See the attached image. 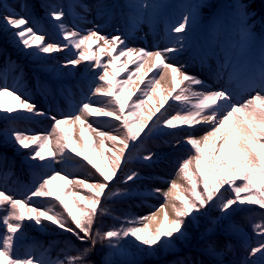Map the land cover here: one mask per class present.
<instances>
[{"label":"snow or ice","instance_id":"6c2138e0","mask_svg":"<svg viewBox=\"0 0 264 264\" xmlns=\"http://www.w3.org/2000/svg\"><path fill=\"white\" fill-rule=\"evenodd\" d=\"M261 3H264V0H261ZM254 4L255 0L251 3L235 0L229 6L234 10L229 13V16L234 17L240 29V48L239 52L234 49L233 54L220 65V70L214 73L218 79H223V73L230 69L227 71L228 87L220 86L219 88H212L198 76L186 72V63L177 65L170 62L178 58L186 48L190 50L189 33L197 27L200 10L214 7L210 3L186 5V10L181 13L180 18L170 24L167 29L169 43L155 51L130 48L121 36L114 35L109 38L100 34L96 28H90L86 33L72 30L63 23L62 18L65 13L62 10L55 8L48 10L46 5L40 4V7L46 9V15L57 22L59 34L67 42L63 46L57 43H44L45 35L32 26L29 15H21L13 7L0 4V25L5 31L14 30L12 36L17 46H22L23 50L34 48V52L29 53L30 55L55 53L62 48L80 50L88 42L100 41L104 46L100 49L101 51L118 49V55L111 57L109 64L118 60L120 56L135 54L141 60L136 72L144 67L145 58L151 61L148 71L162 70L157 72L159 79L155 77L149 79L140 96L127 105L128 115L126 116V101L122 98L126 91L124 86L132 82L135 73L130 72L126 79L114 84L110 83L108 77L111 73L108 71V66L101 63L99 58H95V66L102 69L101 72L96 73V79L103 83L90 87V95L77 107L75 113L64 119L51 117L54 123L52 132L47 135L25 134L15 129L11 132L10 138L20 148L27 149L30 144L37 145L28 154L27 160L43 162L45 153L52 158L47 165L37 163L32 165L33 167H50L52 163L71 160V157L65 153V149L70 148L72 136L62 137L57 134L59 126L67 124L69 120L73 125L81 126V139H83L85 127L95 133L99 137L101 156L103 157L104 151H111L112 158L108 161L110 172L97 167L90 158L93 146L85 144L82 151H77V155H82L83 159L92 164L96 173L99 174V178L94 179L93 182H86L85 179H67L56 173L38 176L29 194L23 199L15 198L0 190V212L4 213L0 215V228L4 229L0 232V264H90V257L98 243L106 245L111 250L112 258L105 260L104 264H143L140 257L154 256L161 251L177 252L178 242L187 244L190 255L175 260L174 264H264V35L259 37L257 45L253 32L256 28L254 17L257 13L251 10ZM16 6L32 16L35 14L36 5L19 3ZM81 7L85 12L92 10L86 5ZM94 7L98 17L105 18L110 15V6L103 0H98ZM133 7L135 13L131 21L134 27L136 20L144 14L141 9L151 6L137 4ZM210 15L217 17L218 14L210 13ZM260 15L261 31L264 32V9L261 10ZM121 45L123 47H120ZM92 58L80 51L79 56L69 59L67 64L77 65L81 60ZM197 59L203 64L202 56L193 57L194 62ZM166 74L171 75V90L154 111L149 110L145 120H139V110L145 104V98L156 91ZM0 78L6 80L7 69L0 73ZM15 79L16 83L11 88L6 83L0 86V97H12L17 101V106L5 108L3 104H0V113H12L18 108L32 116L45 115L37 110L33 103L24 99L20 92L22 69ZM180 84L184 86L177 91ZM39 87L38 81L37 88ZM97 96L107 99L97 101L100 106L94 107L91 97ZM169 99L181 105L175 115H171L167 109L160 112ZM157 112H160V115L156 117L153 124L149 125L148 121L152 120ZM92 115L111 117L119 123L109 125L113 130L111 133L101 131L87 121V118ZM129 117L135 118L134 124ZM8 118L15 120L23 117L18 114ZM199 124L207 127L203 130V134L197 137L194 126ZM178 125H187L192 129V131L184 132V143L190 146V151L188 156L179 162L176 178L168 182L167 189L152 190L151 194L163 197V202L148 215L127 218L120 228L114 227L105 231L97 229L96 217L107 214V209L101 208L104 201L133 194L112 190L109 184L120 169L126 150L137 147L134 142L145 128H147V135H151L159 129H176ZM165 134L177 135L175 132ZM53 140L55 147L51 146ZM105 140L112 142L111 148L105 149ZM179 143L180 141L177 140V144ZM153 156L154 154L149 152L142 155L140 159L151 162ZM192 165H194L195 176L190 171ZM225 173L227 176L224 175ZM90 175L94 174L90 173ZM137 177L138 173L132 172L124 177L122 183L127 184ZM57 178L64 180L65 185L73 184L85 188L91 195L71 193L74 200L73 206H70L65 202L66 193H53L49 187ZM237 181L242 183L237 184ZM185 184L188 187H185ZM200 185H202V191H198ZM222 188L223 192L220 191ZM242 193L245 195L241 196ZM33 197H54L59 201L63 212L54 211L55 205L45 209L30 206L29 202ZM77 201L83 202L85 206L81 207L79 203H76ZM243 205H258L262 211L259 213L261 217L259 220L250 218L251 235L243 233L235 224L229 230L230 236L237 238L239 249L243 254L242 259L236 255V245H225L222 240L214 238L212 234H201L198 238L189 240L185 224L197 221L198 217L193 213L203 216L206 213L202 212V209L206 206H214L218 207L221 213L220 219L230 220L237 208ZM241 210L253 211L250 208ZM25 219L33 221L41 228L44 227L43 221H50L85 246L83 248L69 246L62 252L63 259L57 257L55 260L47 256V250L41 251L39 257L31 252L23 255L15 254L17 244L23 238L22 222Z\"/></svg>","mask_w":264,"mask_h":264},{"label":"rangeland","instance_id":"374dc122","mask_svg":"<svg viewBox=\"0 0 264 264\" xmlns=\"http://www.w3.org/2000/svg\"><path fill=\"white\" fill-rule=\"evenodd\" d=\"M6 3L9 4L10 7H13L15 11L19 12L21 15H29L30 16V23L32 26L40 33L45 35L44 43H57L63 46L67 42L63 40L62 36L59 34V29L56 27L57 22L51 20L50 16L45 15V20H41L34 14V16L30 15L27 12L22 11L16 5L19 3H26L29 6L34 5L33 0H5ZM43 5L47 6L48 10L53 8L57 10H62L65 15L62 18L63 23L66 27L72 30H78L82 33H86L90 28H96L100 32V34L105 35L106 31L114 26L115 22L117 21V16L119 14L113 13L110 16L105 18H100L96 15V10L94 5L98 2V0H42ZM103 2L109 6H111V2L108 0H103ZM137 4H147L151 7L146 9H141V11L145 14L156 15L158 11L161 10V0H134V5ZM52 7H50V6ZM81 5H86L92 10L90 12H85ZM111 9V7H110ZM141 27V26H139ZM200 29V25L197 24L195 30L189 33L190 40V50L186 48L182 53L183 55L179 54L178 58L172 59L170 62L174 64H182L186 63L187 67L185 69L189 70L188 73L192 75L198 76L200 79L204 80L200 71L197 70L195 66V62L189 59L198 56H205L209 58L210 56L217 58L222 63L226 62V58L229 55L233 54V50L235 49L236 52H239L240 48V31H238L236 37H234L235 42L237 41V45L235 48L232 46H228V43L223 41L226 38V35L223 34L218 29L211 30L207 35L200 38V34L202 33ZM240 30V29H239ZM12 31L14 30H7L5 31L0 25V38L5 35L12 36ZM121 34V30L118 31ZM141 32L131 33L130 39H125V43L128 47L134 49L143 48L146 51H155L157 49H162L165 45H162L161 39L162 35L152 39V40H144L139 41L137 38L140 36ZM261 33H255L254 37L257 39L260 37ZM106 36V35H105ZM134 36H136L134 38ZM144 36V35H142ZM7 43V41H6ZM6 45V44H5ZM209 46V47H206ZM213 46V47H212ZM103 42H88L87 44L83 45L80 50L77 49H69V48H62L61 51L50 53V54H40L39 56L33 55L30 59V67L37 64L38 62L44 63V61H48L47 66L50 68L51 73L53 75H59V80H70L76 81L81 76L82 79L87 81L89 84V88L83 87L81 90L71 92L69 103H64L61 106H56L54 102H48L45 98L43 104L38 102L39 99L36 97L30 96L27 91V83L23 80L20 82V92L23 94V98L29 100L33 103L37 110L45 113L42 117L38 118L37 116H32L29 113L24 112L22 109H16V111L12 113H0V121H8L9 127H3L6 130L4 131L8 138L11 137V132L15 129L20 132H24L25 134L31 135H47L52 132V126L54 121L51 117L55 116L57 119H64L69 115L76 112L77 107L86 99L87 96L90 95V87L97 83H103L96 79V73L101 72L102 69L95 66V58H99L101 63L108 66V71L111 75L108 77L110 83H116L117 81L126 79L130 72H134L135 75L132 77V82L124 86L126 91L123 93V99L126 101L125 107V115H128V107L132 101L136 100L142 90H144L145 84L149 79L155 77L159 79L157 75L158 69H152L148 71L149 65L151 61H148L147 58L144 59V67L139 71L136 72L137 65L141 63V60L135 55L131 56H120L118 60L113 61L109 64V60L113 56L118 55L117 50L105 49L101 51L100 49L103 48ZM120 47H123L121 45ZM6 51L7 58L4 62L1 60V54ZM83 51L86 56L93 57L92 59L88 60H81V62L77 65L67 64L69 59H73L79 56V52ZM34 52L33 49L23 50L22 46H17L14 38L8 47H1L0 48V73H3L5 69H7V78L6 80L0 78V86H3L5 83L9 88H11L16 83V77L18 74H15L16 71L19 70L20 63L15 62L14 60L20 58H25L28 56L29 53ZM206 53V55H205ZM11 56V59L9 58ZM186 60V61H185ZM15 68V71H13ZM191 69V70H190ZM42 70V69H41ZM166 81L164 84L160 83V86L157 87L156 91L152 93L149 97L145 98V104L143 105L142 109H140V115L138 117L139 120L143 121L147 118L149 114V110L154 111L156 107L159 105V102L164 99L167 95L168 91L171 90L172 82H171V75L166 74L165 78ZM42 95L45 96V92L42 90L44 86H47L46 81H39ZM183 84L178 85L177 91L179 88L183 87ZM175 95V93H173ZM51 98V97H50ZM107 99L105 97H91L92 106H100L97 101ZM0 104H3L5 108H16L17 101L12 99L10 96L0 97ZM55 105V106H53ZM171 105V107H170ZM181 108L179 102L172 101L171 99L168 100L167 103L160 109V112H164L166 109L169 111L171 115H175L176 111ZM160 112H157L155 116L152 117V120L148 121L149 125L153 124L156 117L160 115ZM21 115L22 119H9V116H16ZM129 120L132 123H135V118L129 117ZM89 123H92L93 127L97 128L98 130L105 131V132H112V128L109 125L118 124V121L112 120L111 117H103L98 115H92L87 118ZM131 126V125H130ZM196 131L195 135L200 137L203 134V130L207 127L203 124L195 125L194 126ZM81 126L79 124L73 125L71 121L67 124H61L59 126L58 135L62 137H68L69 135L72 136V141L70 144V148L65 149V153L71 157V160L63 162V163H52L50 167H33L37 163H41L47 165L48 162L52 159L50 156L45 153V160L43 162L40 161H30L27 160V164L35 169L41 171L39 176L43 175H53L59 173L61 176H65L67 179H85L86 182H93L94 179L99 178V174L96 173L95 168L92 167V164H89L87 161L83 159L82 155H77V151H82L85 144L92 145V151L90 153V158L97 167L104 169L105 171L110 172V165L108 161L112 158L111 151H104L103 157L101 156V149L99 147V137L95 135L92 131H90L87 127L84 128L83 139H81L80 135ZM169 131H178V134L182 133L180 136L181 139L179 140L182 145L177 144V142H173L172 144L165 146L160 141H155L157 138H151L150 135H147V128H145L144 132L140 134L137 138V141L134 142L137 147L132 149L126 150V156L122 159V164L120 169L117 170L116 176L112 178L109 182L110 187L112 190H119L120 192H131L133 193L130 196H127L124 199H119L113 202L108 203L104 201L102 206L108 205L111 207L114 215L118 217L117 222L112 223L113 228H120L124 221L130 217H139L138 214L146 209L147 206L150 204L151 201L159 200L160 197L156 195H152L151 192L155 188H160L161 186H167L168 182L172 179L176 178V169L178 167L179 162L186 158L190 151V146L184 143V132L192 131V129L188 128L187 125H178L176 129H159L155 132H169ZM3 133V132H2ZM0 133V146L6 144L4 141H9V139H5ZM11 139V138H10ZM154 141V142H151ZM14 141L11 139L8 143H13ZM62 142H65L62 140ZM15 147V153L17 155L25 153L26 158L28 154L32 151L33 148H36L37 145L30 144L29 148L24 149L20 148L18 144ZM52 147H55V142L53 140ZM112 142L105 140V149L111 148ZM178 147V148H177ZM75 149V150H72ZM149 152L153 153V160L151 162H145L140 157L144 154H148ZM22 155H20L21 158ZM0 157H5L2 154L0 149ZM130 157V158H128ZM59 159V157H57ZM125 166L126 169H122ZM190 171L195 176L194 165L190 166ZM132 172L138 173V177L135 178L133 181H129L127 184L122 183L124 179V175H128ZM90 173L94 175H90ZM122 174V178L120 175ZM226 174V173H225ZM227 175V174H226ZM38 176L34 175V182ZM12 179H6L5 181L9 182V186L5 189L0 186L1 190L5 191L6 193L14 196L18 199H23V197L17 192H12L11 185H15V177H11ZM231 179V177H227ZM237 184L242 183V181H237ZM50 189L53 193L60 194V193H73L77 192L81 195H91V193L82 187L77 185L68 184L65 185L64 180L57 178L53 184L49 185ZM185 187L188 185L185 184ZM107 191V190H106ZM198 191H202V185L198 187ZM221 192L224 191L222 188ZM187 195V193H185ZM245 195L244 193L241 196ZM122 198V197H120ZM37 199H40L37 201ZM115 199V198H112ZM111 199V200H112ZM30 206L38 207L40 209H45L47 207H51L55 205L56 207L53 209L56 212H63L62 207L59 204V201L56 200L54 197H33L32 200L29 202ZM252 209V212L241 210V209ZM209 206H206L205 209H202V212H207ZM218 209V207H216ZM262 210L259 209L258 205H243L240 209L237 208V211L230 220H224V223H231L228 225L227 232L230 230L231 226L235 224L240 229L244 230V233L251 235V220H259L261 217L259 213ZM151 213V212H148ZM3 212H0V215H3ZM27 215V213H26ZM193 215L197 216L198 219L194 223H186L185 230L188 233L189 240H193V238H198V234L200 232H204L209 227H214L217 229V221H216V214H209L208 216H201L199 213H193ZM66 216V213H65ZM43 234L42 236H37L32 232L31 226L35 225L33 221L25 219L22 222V232L23 236L25 237L24 240L18 242L16 253L19 255H23L26 252H31L35 256L39 257L40 252L47 250V256L50 259L55 260L57 258L56 255H51L50 251L53 249L55 242L62 244V249H66L69 246L72 247H80L83 248L85 245L80 244L74 237H72L69 233L63 232L61 229H55L50 221H43ZM4 229L0 228V232H3ZM46 237V239L44 237ZM214 238L222 240L225 245H236L237 252L236 255L239 258H243V254L239 249L237 238L233 237H224L220 236L218 233L213 235ZM49 239V242H47ZM178 247L182 250L185 249L187 246L186 243H178ZM188 250V248H187ZM190 255V253H188Z\"/></svg>","mask_w":264,"mask_h":264},{"label":"trees","instance_id":"16d2710c","mask_svg":"<svg viewBox=\"0 0 264 264\" xmlns=\"http://www.w3.org/2000/svg\"><path fill=\"white\" fill-rule=\"evenodd\" d=\"M28 74L29 75L27 76V80L32 82L34 75L32 73H28ZM7 126H8V122L6 120L0 121V133L4 132L6 129L3 127H7ZM181 135H182V133L181 134L179 133L175 136L168 135L166 138L167 139H176V138H178V136H181ZM155 141H158V140H155ZM151 142H154V141H151ZM2 150L3 151L6 150L13 158H15L17 160L18 163L24 164L25 153L17 155L15 153V144L14 143L6 142V144H4V149L2 148ZM20 155H22L21 158H20ZM68 202H70V201H68ZM68 204L70 206H73V204H71V203H68ZM81 204H83V202H81ZM73 211L74 212L76 211L75 207H73ZM104 219H105L104 215H98L96 217L95 227L101 231H104L106 229ZM36 228H37V230H41L39 227H36ZM129 239H132V238H129ZM133 242H135V241H133ZM164 254H165V252L161 251L159 253V255H154V256H150V257H140V259L143 261V264H147V262L150 259L158 260ZM110 258H112L111 257V250L108 249L106 245H102V244L98 243L96 246V249L94 250L93 254L90 257V264H104L105 260L110 259Z\"/></svg>","mask_w":264,"mask_h":264},{"label":"bare ground","instance_id":"6f19581e","mask_svg":"<svg viewBox=\"0 0 264 264\" xmlns=\"http://www.w3.org/2000/svg\"><path fill=\"white\" fill-rule=\"evenodd\" d=\"M165 81H166V80L163 79V80L160 81V83L164 84ZM217 84H219V83H217ZM220 86L228 87L227 84H223V83H220ZM37 117L40 118V117H42V116H37ZM160 188L166 190V189H167V186H164V185H163V186H161ZM162 202H163V197H160L159 200H156V201L152 202V203H153L152 206H153V207H158ZM154 209H155V208H154ZM152 211H154V210H151L150 212H152ZM148 214H150V213H147V212L145 211V209H144V210H142V211L138 214V216L141 217V216H145V215H148ZM153 227H155V226L153 225Z\"/></svg>","mask_w":264,"mask_h":264}]
</instances>
